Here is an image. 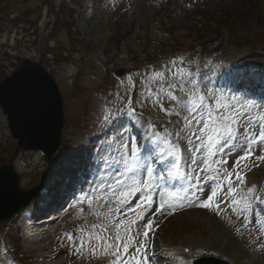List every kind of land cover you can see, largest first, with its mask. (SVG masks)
<instances>
[{
	"label": "rangeland",
	"instance_id": "obj_1",
	"mask_svg": "<svg viewBox=\"0 0 264 264\" xmlns=\"http://www.w3.org/2000/svg\"><path fill=\"white\" fill-rule=\"evenodd\" d=\"M12 1L16 6L9 16L10 20L23 14L19 11L21 6L31 10L35 6H41L38 0ZM72 1L77 2V0ZM31 2L32 5L29 4ZM81 2V8L76 10V17L80 16L81 19H78L76 25L82 23V30H86L87 44H89L87 48L89 49L77 44L76 48L79 49L76 51L82 52L74 53L70 39L64 37L62 34L64 31L59 30L58 35L62 40V46L68 48L70 52H68V60L58 58V61L63 62L60 63L54 59V56L57 55L54 50L59 48V44L54 38L56 34L53 32L55 10L48 7L41 13L43 16L40 22L34 21L36 18L34 15L27 18L21 16L23 24L15 25L16 29L11 32L7 31V35L0 41V82L11 76L23 59L41 63L48 69L63 98L66 119L63 133L65 141L63 140V142L69 148L66 158L56 165L55 174L58 172L63 174L69 170L73 165L69 162L80 144L84 143L86 148L87 145H90L88 142H91L96 147L93 151V160H90L92 156H90L91 158L87 157L86 152L79 157L81 160L78 163H84L83 168L89 167L88 171L93 164H103L92 184V187H96L106 171L104 162L99 161H104L108 155L107 153L102 155L100 150L112 145L110 151L112 155H115V149L120 147V126L116 124V120H123L127 126L128 131L124 134L125 139L130 142L131 136L135 135L137 143L142 149L148 146L149 125H158L171 130L177 127L178 121L183 123L181 117L167 115L151 99L147 98L145 77L154 68L161 69L173 61L180 64L179 60H174V52L177 51H172L177 46L175 37L185 39L184 36L188 34L192 23H203L204 14L200 12L206 11L212 4L210 8L214 9L219 1L210 3L209 0H82ZM54 3V7L59 6V1L54 0ZM124 23L132 27V33L128 41H123L118 46L116 44L118 42L114 40L116 38L114 34L119 28L127 30L123 27ZM252 34L264 43V34L261 31L255 29ZM50 35H53V41ZM49 41H51L50 44H48ZM219 41L220 39H217V42L205 50L207 53L210 52V55L206 56V65L201 72L203 83L208 84V90L217 96L221 93L226 96L235 93L253 100L258 108L264 107L262 104L264 95L260 96L259 93L248 88L252 84L264 86V51H262L264 46L257 47L256 51L251 52H246L243 48L231 50V40H224L221 46H224V43L228 44L230 54L221 56ZM47 47L53 48V51H50L48 55L42 52L44 50L46 53L49 52ZM168 57L172 58L165 62L164 58ZM70 59L71 62L77 60V63H70ZM78 60L80 61L78 62ZM154 61L157 64H154ZM248 65L253 66L255 74V80L251 83L248 82L250 78L246 68ZM119 69L124 70L122 78L115 74ZM184 69L187 71L186 68ZM168 78L172 79L170 72ZM241 81H244L243 83L248 87L239 85ZM132 92H136L135 102L132 99ZM131 107L137 108V113L134 116L129 114ZM165 107H169L168 102H165ZM109 113L116 117L111 124L104 121V116ZM182 115L183 113H181ZM76 121L83 122L84 125L79 129L75 128ZM240 131L243 132V128ZM14 145V142L10 141L6 117L0 108V168L4 165H11L18 174L31 171L34 168L28 174L27 179L21 175L23 180H21L20 186L26 190L34 182L41 181L48 166L44 162L45 158L41 152L16 151ZM180 146L183 153L181 173L187 172L191 176H195L198 168L203 166V154L193 152L192 145L187 144L183 139L180 140ZM228 151L229 149L226 148L225 153ZM242 154L241 151H235L230 155H224L227 164H213L212 167H219L221 174L225 169L231 171L235 167V160ZM260 156H264V147L255 145L253 154L241 162L238 171L242 174L250 167L257 168L258 172L252 178V186L257 190L256 195L262 196L264 199V159H257ZM192 159H196L197 162L191 163ZM151 163L152 166L155 164L159 171L167 167V160L160 161L153 158ZM217 179L220 178L217 177ZM221 182L225 184V191H227L226 180ZM50 184L51 182L46 181L45 185L49 186ZM53 187L55 185L52 184L51 188ZM203 187L205 192L197 194L200 201L205 200L209 194V185L205 184ZM60 188H62L61 185L54 188L55 192L59 193ZM85 189H89V187ZM135 203L136 200L133 199L132 204ZM153 207L156 205L154 204ZM256 208L259 210L257 206ZM220 209L217 212L215 209L188 206L185 203L183 208L178 207L174 212L165 210L163 215L155 214L147 240L149 264H176L171 253L174 250L179 251L178 247L186 246L194 247L195 251L197 249L195 258L200 256L216 257L231 264H264V247H261L264 245V231L257 223L258 217L255 213H253L252 222L245 226L246 214L238 216L232 207L223 201H220ZM81 210L69 211L65 217V225L56 234L49 235L54 230L53 227V229H49V232L44 231L40 235L32 232L31 237L27 236L26 238L24 235L26 224L19 217L21 244L17 247L18 249L15 248V245L14 248L17 252L20 250L18 253L26 256L31 264H48L52 259H54L52 264L95 263L94 259L104 253V250L97 244L95 235H105V233L101 232L99 227L93 229L91 226L108 225V234L114 235L107 218L104 215H96V213H106L108 205L101 202ZM148 215H152V213ZM86 219L89 220L86 222ZM127 219L136 220L137 217L133 214ZM144 223L145 221H139L132 224V234L135 235L138 232L142 234ZM81 229L84 230L83 233ZM89 233L93 234L91 243L88 239ZM66 234H70L74 238L77 246L83 238V247L78 251ZM185 234H189L190 237L184 238L180 245L169 246L166 244V239L174 241L178 237H184ZM34 239H37L38 242L32 241ZM139 239L143 242L142 235ZM34 244L35 246H33ZM91 247L96 248L95 253L89 251ZM7 248V242L0 241V261H4L5 264L10 262L9 257L5 256ZM58 251L64 253L60 258L57 256ZM151 253H158L162 258L155 261L150 256ZM90 260L92 261L90 262Z\"/></svg>",
	"mask_w": 264,
	"mask_h": 264
},
{
	"label": "snow or ice",
	"instance_id": "obj_2",
	"mask_svg": "<svg viewBox=\"0 0 264 264\" xmlns=\"http://www.w3.org/2000/svg\"><path fill=\"white\" fill-rule=\"evenodd\" d=\"M169 72L172 79L168 78ZM202 75L186 71L175 61L161 69L154 68L145 77L147 98L167 115L181 117L183 123L178 121L177 127L171 130H157L155 125H149L152 131L147 134L148 146L142 149L138 146L135 135L131 136L130 142L125 139L127 126L123 120H116V124L120 126V147L115 149V155L110 151L112 145L100 150L102 155L108 154L104 159L105 175L91 194L81 197L80 202L86 201L91 206L95 199L103 200L108 205L106 213L96 215L107 218L114 235L108 234V225L91 227H99L105 233L96 234L95 240L102 250L110 252L114 257L112 264H149L147 240L154 223L153 216L157 213L165 214V209L174 212L178 207L183 208L185 203L188 206L214 208L219 212L220 201H223L238 216L246 214L245 226L252 222L255 213L257 223L264 231V209L258 210L254 203L264 204V200L255 195V187H243L246 181L238 171L241 162L253 154L255 145L264 147V107L258 108L253 100L235 93L230 96L223 93L215 95L208 90V84L203 83ZM165 102H168L169 107H165ZM130 111L135 112L134 109ZM114 119L116 117L112 113L104 116V121L110 124ZM241 128L243 132L240 131ZM181 139L192 145L193 152L203 154V166L198 168L195 176L187 172L181 173ZM226 148L229 149L228 153H225ZM235 151L243 154L235 160L233 170L225 169L221 174L219 167H212L213 164H227L224 155ZM153 158L167 160L166 169L157 173L151 163ZM257 159H264V156ZM196 162V159L191 160L193 164ZM224 180L227 191L225 184L221 182ZM205 184L209 185V194L205 200L200 201L197 194L205 192ZM133 199L136 200L135 204H132ZM154 204L156 207H153ZM149 213L152 215H148ZM133 214L137 217L136 220L127 219ZM139 221H145L144 231L133 235L131 225ZM83 231L81 229L82 233ZM66 235L78 251L83 247V238L77 246L74 238L70 234ZM141 235L143 242L139 239ZM88 239L91 243L92 233L88 234ZM89 251L95 253L96 248L91 247Z\"/></svg>",
	"mask_w": 264,
	"mask_h": 264
},
{
	"label": "trees",
	"instance_id": "obj_3",
	"mask_svg": "<svg viewBox=\"0 0 264 264\" xmlns=\"http://www.w3.org/2000/svg\"><path fill=\"white\" fill-rule=\"evenodd\" d=\"M38 1L42 6L50 7L55 10L53 16V32L56 34L54 38L59 44V48L54 50L57 54L54 58L57 61L59 59L68 60L69 58V50L62 46V40L59 38L58 33L60 31H64L62 32L64 37L70 39L73 44L72 50L74 53H79L76 51L79 49L76 48L78 47L77 44L89 49L87 48L89 44H87L88 38L86 37V30H82V25H76L79 17H76V10L74 9L75 3H73L72 0H57L59 1L58 7H54V0ZM79 3H82L81 0L76 2L78 5ZM29 4L32 5L33 3L31 2ZM15 6L16 4H13L12 0H0V36L3 30L10 28V26H21V24H23L21 23V16L27 18L34 15L36 17L34 21H38L44 9V7L35 6L31 10L21 6L19 11L23 14L16 17L14 20H10L9 16L13 12ZM210 7L206 11L200 12L204 14L202 17L203 23H192L191 27L188 29V35L184 36L185 39L182 37H175V43H177L176 47L188 54L189 57L185 61L191 63V66H196L198 56L205 53V50L217 41L218 38H223L224 40L230 39L231 46L234 49L243 48L248 52L256 51L257 47L260 48L264 46V43L252 34L255 29L264 34V0H221L216 4L214 9ZM123 27L127 28V30L125 31L119 28L116 34H114V37H116L114 40L118 42L116 43L118 46H120L125 39L130 38L132 33V29H129V25L125 24ZM50 37L53 41V35H50ZM60 49L64 50L61 51ZM48 51H53V48H48ZM58 62L62 63V61Z\"/></svg>",
	"mask_w": 264,
	"mask_h": 264
},
{
	"label": "water",
	"instance_id": "obj_4",
	"mask_svg": "<svg viewBox=\"0 0 264 264\" xmlns=\"http://www.w3.org/2000/svg\"><path fill=\"white\" fill-rule=\"evenodd\" d=\"M0 104L8 116L14 138L24 150H43L50 158L59 149L65 126L62 99L55 80L41 64L23 62L15 74L1 84ZM41 188L21 192L13 169L1 168L0 221L9 220L25 209Z\"/></svg>",
	"mask_w": 264,
	"mask_h": 264
},
{
	"label": "bare ground",
	"instance_id": "obj_5",
	"mask_svg": "<svg viewBox=\"0 0 264 264\" xmlns=\"http://www.w3.org/2000/svg\"><path fill=\"white\" fill-rule=\"evenodd\" d=\"M88 144H90V142H88ZM85 144L84 143H81L80 146L78 147V149L74 152V156L73 158L71 159V161L69 162V164H73L72 167L76 164L77 160L79 159V157L81 155H83V152L85 151ZM88 146V145H87ZM76 160V161H75ZM74 162V163H73ZM30 165V164H29ZM31 166V165H30ZM71 167V168H72ZM26 168H27V165H26ZM70 168V167H69ZM69 169L67 170L65 173L62 174V172H58V177H65V176H70L71 175V172H72V169ZM28 169V168H27ZM34 169V168H33ZM32 169V170H33ZM29 170V169H28ZM31 170V171H32ZM31 171H25L23 172L24 173V177H27V175L31 172ZM252 176V175H251ZM30 177V176H29ZM48 201L45 200V199H42L41 198V194H39V196L35 199V201L24 211L22 212L21 214V218L22 220L26 223V220L31 216V214L33 212H41L43 211L44 209H46L48 207ZM261 208L264 207V204H261L260 205ZM47 226L44 225V226H41L40 228L37 227V226H25V230H24V235L25 237L27 236H30L32 232H35V233H38V235H40V233H42L41 231H44V230H47L46 229ZM34 233V234H35ZM51 235V234H50ZM31 237V236H30ZM40 237V236H39ZM28 239V238H27ZM39 239V238H37ZM32 240L34 242H38V240ZM40 240V239H39ZM42 241V240H40ZM154 245V244H153ZM35 246V244L33 245ZM224 246V245H223ZM37 247V246H36ZM187 247V246H186ZM190 247V246H189ZM192 247V246H191ZM218 247H219V244H218ZM221 247V246H220ZM35 248V247H34ZM36 249V248H35ZM157 249V248H156ZM185 248H181L179 251L178 250H174L172 255L174 256L175 258V263L176 264H185V262H187L189 260V257H184L182 255L183 251H184ZM218 249V248H217ZM154 250V249H153ZM190 250H194V249H190ZM224 250V249H222ZM217 251H220V250H217ZM194 252V251H193ZM175 254V255H174ZM194 254V253H193ZM52 261L53 260H49L48 264H52Z\"/></svg>",
	"mask_w": 264,
	"mask_h": 264
}]
</instances>
